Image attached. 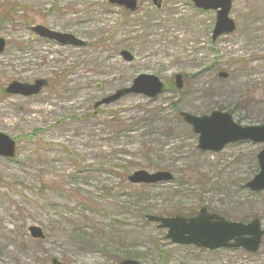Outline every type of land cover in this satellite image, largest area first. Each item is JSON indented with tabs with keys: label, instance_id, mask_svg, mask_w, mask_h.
Here are the masks:
<instances>
[{
	"label": "rangeland",
	"instance_id": "374dc122",
	"mask_svg": "<svg viewBox=\"0 0 264 264\" xmlns=\"http://www.w3.org/2000/svg\"><path fill=\"white\" fill-rule=\"evenodd\" d=\"M14 1L19 14L5 21L9 4L0 0V133L16 143L13 160L0 157V264H119L115 252L140 264H264V237L254 254L209 251L172 244L166 230L145 220L176 211L193 218L205 208L229 222L257 218L264 227V190L245 187L258 174L264 144L202 152L178 114L223 111L242 127L264 125V0H232L236 29L215 41V12L188 0H162L160 8L138 0L132 14L106 0ZM23 13L30 27L72 34L88 46L35 37ZM138 75L156 76L167 89L152 100L129 95L93 108ZM175 75L183 79L179 92ZM37 79L48 85L33 97L3 91L12 81ZM138 170L167 171L173 180L128 183ZM29 226L40 227L44 239H31Z\"/></svg>",
	"mask_w": 264,
	"mask_h": 264
},
{
	"label": "water",
	"instance_id": "95a60500",
	"mask_svg": "<svg viewBox=\"0 0 264 264\" xmlns=\"http://www.w3.org/2000/svg\"><path fill=\"white\" fill-rule=\"evenodd\" d=\"M195 8L204 11H216L212 41L223 35H229L235 31V24L229 17L232 0H189ZM108 4L122 7L130 12L138 8L137 0H107ZM152 4L160 7V0H152ZM31 31L39 38L55 42L61 46L75 48L86 47V42L71 34L60 33L47 29L41 25L31 28ZM5 48V41L0 38V53ZM120 56L126 62H131L133 57L128 52H121ZM219 78H227L226 73H219ZM175 88L183 87L180 75L174 76ZM46 81L36 80L32 84L19 82L10 83L5 93L14 96L31 97L40 93ZM163 90L162 82L153 75H139L127 88L117 90L112 95L103 98L94 104V107L109 105L127 95H141L148 99H155ZM184 123L192 128L198 135L197 148L201 151L217 153L226 145L240 141H250L254 144L264 143V125L242 127L236 124L231 115L226 112L213 111L209 116L196 117L187 113H180ZM15 156V142L8 136L0 133V157L12 159ZM259 172L246 184L251 192L264 190V148L257 155ZM172 176L166 172L148 173L136 171L128 177V182L134 185H153L156 183L170 182ZM151 223H156L158 229H166V239L173 244L193 245L197 248L218 250L222 248H242L248 253H255L259 246L264 229H261L259 220L254 219L248 224L226 222L223 218L208 214L201 209L197 217L192 219L158 218L147 216ZM28 234L32 239L43 240V232L40 228L31 226ZM51 264H62L52 259ZM121 264H139L136 261L124 260Z\"/></svg>",
	"mask_w": 264,
	"mask_h": 264
},
{
	"label": "trees",
	"instance_id": "16d2710c",
	"mask_svg": "<svg viewBox=\"0 0 264 264\" xmlns=\"http://www.w3.org/2000/svg\"><path fill=\"white\" fill-rule=\"evenodd\" d=\"M5 3H7V4H9L8 5V12H6V13H4V20L5 21H11L12 19H13V17H17L18 16V14H19V8H18V3L17 2H15L14 0H7V2H5ZM4 3V4H5ZM24 15V13L22 14V15H20L19 17L20 18H22V22H23V25H24V27H26V28H29L30 26H31V24H32V21H33V19L32 18H30V17H28V16H23ZM0 17H1V14H0ZM167 89V86L166 87H164V90H166ZM176 110V109H175ZM176 111H178V110H176ZM179 114V113H178ZM146 117H148V118H153L152 116H146ZM115 119V118H114ZM145 118H141V121L142 120H144ZM157 119H161V118H157ZM115 121V120H114ZM117 123L119 122L118 120L116 121ZM112 123H113V121H112ZM176 215H181L178 211H176V212H174L173 214H172V216H176ZM118 252H115V254H116V256H115V258L117 259V261L116 262H119L121 259L122 260H124V259H133L132 257H130V255L129 254H127V253H125V254H117ZM120 263V262H119Z\"/></svg>",
	"mask_w": 264,
	"mask_h": 264
}]
</instances>
